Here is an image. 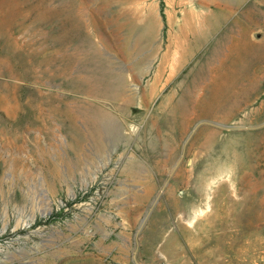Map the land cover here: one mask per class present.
Returning <instances> with one entry per match:
<instances>
[{"label":"rangeland","instance_id":"1","mask_svg":"<svg viewBox=\"0 0 264 264\" xmlns=\"http://www.w3.org/2000/svg\"><path fill=\"white\" fill-rule=\"evenodd\" d=\"M0 264H264V0H0Z\"/></svg>","mask_w":264,"mask_h":264},{"label":"bare ground","instance_id":"2","mask_svg":"<svg viewBox=\"0 0 264 264\" xmlns=\"http://www.w3.org/2000/svg\"><path fill=\"white\" fill-rule=\"evenodd\" d=\"M235 46H236V45H235ZM235 46H233V47H235ZM229 86H230V85H229ZM216 88H217V87H216ZM218 88H219V87H218ZM189 93H190V92H189ZM215 93H216V92H215ZM216 94H217V93H216ZM228 95H229V94H228ZM228 95H227V96H228ZM229 96H230V95H229ZM212 97H213V96H212ZM208 98H209V97H208ZM229 98H230V97H229ZM231 100H232V99H231Z\"/></svg>","mask_w":264,"mask_h":264}]
</instances>
